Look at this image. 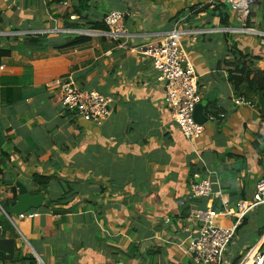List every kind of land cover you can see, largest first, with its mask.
I'll use <instances>...</instances> for the list:
<instances>
[{"label":"crops","instance_id":"1","mask_svg":"<svg viewBox=\"0 0 264 264\" xmlns=\"http://www.w3.org/2000/svg\"><path fill=\"white\" fill-rule=\"evenodd\" d=\"M217 2L226 1L0 0V51L9 52L0 56V242L14 243L11 257L0 254V264H194L183 253L199 230L191 210L222 211L223 204L230 210L252 199L264 174V142L257 148L252 142L264 137V119L233 103L239 96L228 81V64L233 46L264 58L261 39L231 31L247 18L249 28L264 31V2L253 4L260 18L255 8L243 18L230 5L227 24L204 10ZM114 11L124 16L127 38L81 34ZM175 27L188 32L181 47L198 78L204 117L215 107L226 116L206 121L193 146L172 120L164 86L141 54ZM74 36L90 41L56 49ZM43 37L42 47L28 45ZM69 78L79 90L112 100L101 126L63 109L60 86ZM209 173L221 196L191 199L190 184ZM33 176L50 179L40 193L44 205L29 211L38 213L32 220L10 216L12 224L4 212L16 203V184L34 195ZM14 194V204L4 209ZM245 219L243 232H257L258 241L263 206ZM237 240L223 264L243 254L235 250Z\"/></svg>","mask_w":264,"mask_h":264},{"label":"built area","instance_id":"2","mask_svg":"<svg viewBox=\"0 0 264 264\" xmlns=\"http://www.w3.org/2000/svg\"><path fill=\"white\" fill-rule=\"evenodd\" d=\"M235 10L243 11V18L247 17L251 5L262 4L261 0H225ZM250 10V9H249ZM106 30L83 31V36H103L112 41H122L128 37L124 27V16L120 12H110L104 17ZM264 22V18H263ZM234 34H247L260 37L264 46V31L249 28H235ZM188 32L175 27L166 34L160 42L141 49V54L149 60L157 72V81L164 86V105L172 120L192 146L203 135L204 125L194 120V112L201 102L198 91V78L195 70L187 59L181 47L182 38ZM61 104L64 110L74 113L84 121L101 126L111 115L112 100L94 90H79L75 82L69 78L60 86ZM237 107H250L243 96L233 99ZM225 114L219 107L210 109L205 118L207 122H217L225 119ZM212 174L200 181L190 184V198L193 200L220 197V192H214L217 182L211 179ZM264 206V174L255 186L251 200L235 204L236 212H231L226 204L222 211L212 207L194 208L190 217L199 224L197 238L183 249L184 255L191 258L194 264H223L227 251L237 236V229L241 227L246 216L256 208ZM4 215L12 224V217ZM38 217L36 212H27L17 217L18 220H32ZM236 218V221H233ZM236 264H264V233Z\"/></svg>","mask_w":264,"mask_h":264},{"label":"trees","instance_id":"3","mask_svg":"<svg viewBox=\"0 0 264 264\" xmlns=\"http://www.w3.org/2000/svg\"><path fill=\"white\" fill-rule=\"evenodd\" d=\"M264 2V0H263ZM211 6H206L204 10L208 12L209 15L213 17H217L220 20L221 24H227L230 19V5L226 2H217L216 4ZM251 17V15H250ZM245 28H249L250 22L249 18L246 20ZM93 31L95 30H106L105 24H101L92 28ZM90 39L87 37L82 36H74L71 38L67 43L62 46H58L56 49H71V48H80L89 43ZM47 42L46 38H32L29 40V46L32 49H38L45 45ZM231 53L234 57V61L229 63L228 66L230 70L228 72V81L233 86L235 93L238 96H243L245 100L250 104V107L255 110L257 116L260 119H264V58L261 56L251 55L245 53L243 51L238 50L236 46H233L231 49ZM9 54L8 51H0V56H7ZM255 140L252 142L254 148L258 147V143L264 142V137H256ZM260 141V142H259ZM3 159L2 162L5 161L7 158L4 153H2ZM1 173V171H0ZM50 179L45 177L33 176L32 182L34 185H37L38 188L34 191V196L39 195L41 191L47 190L49 187ZM15 192V189H14ZM14 198L11 202L7 204H2L4 209H8L9 205L14 204ZM96 206V204H94ZM48 209L50 207L49 202L45 205ZM97 208V207H96ZM264 208V207H263ZM246 219L242 223V227L244 226ZM240 228V227H239ZM238 228V229H239ZM237 229V231H239ZM261 232H259V235ZM263 234V232H262ZM3 247V250H2ZM2 250V251H1ZM14 250V243L2 241L0 242V254H10ZM13 254V253H12ZM10 254V257L12 256ZM2 256L0 255V258ZM237 260L235 261V264Z\"/></svg>","mask_w":264,"mask_h":264},{"label":"water","instance_id":"4","mask_svg":"<svg viewBox=\"0 0 264 264\" xmlns=\"http://www.w3.org/2000/svg\"><path fill=\"white\" fill-rule=\"evenodd\" d=\"M194 120L200 125H203L206 122V118L203 115V106L200 104L195 109ZM3 145L4 139L0 134V150L2 149ZM16 188V203L6 212L8 216L18 217L19 215L27 213L30 210H38L44 205L45 196L43 194L34 196L25 186L19 183L16 184Z\"/></svg>","mask_w":264,"mask_h":264},{"label":"rangeland","instance_id":"5","mask_svg":"<svg viewBox=\"0 0 264 264\" xmlns=\"http://www.w3.org/2000/svg\"><path fill=\"white\" fill-rule=\"evenodd\" d=\"M263 1V0H262ZM261 1V2H262ZM256 5V4H255ZM255 5H251L250 7H251V9H250V11H251V13L253 14V9L255 8L256 10H257V14H256V16H257V18H260L261 17V9H259L258 7H255ZM245 24H246V22H245ZM245 24H243V23H241V24H237V25H239V26H241L242 25V27H245L246 25ZM251 24V23H250ZM250 26V25H249ZM242 27H240V28H242ZM250 29V28H249ZM251 29H253V30H256V31H258V28L257 29H255V28H251ZM263 30V29H262ZM242 35V34H241ZM256 39H258V40H260V37H255ZM264 207V206H263ZM230 211L231 212H236V208H235V206L233 205L232 207H230ZM233 221L235 222L236 221V218H233ZM244 230H247V228L246 227H242V228H240L239 229V231L237 232V236H238V240L236 241V243H235V250H242V255H244L245 253H246V250L245 249H243L242 247H244V246H252L254 243H256V241H257V239H258V233L257 232H248L249 234L247 235V232H243ZM231 246H232V244H231ZM230 246V247H231ZM229 247V248H230ZM248 247V248H249ZM241 257L239 256V259H240ZM239 259H237V261L239 260ZM233 264H235V262L233 263Z\"/></svg>","mask_w":264,"mask_h":264},{"label":"clouds","instance_id":"6","mask_svg":"<svg viewBox=\"0 0 264 264\" xmlns=\"http://www.w3.org/2000/svg\"><path fill=\"white\" fill-rule=\"evenodd\" d=\"M6 213V212H5ZM7 214V213H6Z\"/></svg>","mask_w":264,"mask_h":264}]
</instances>
